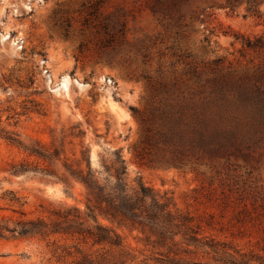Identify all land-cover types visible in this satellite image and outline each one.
<instances>
[{"label":"rangeland","instance_id":"obj_1","mask_svg":"<svg viewBox=\"0 0 264 264\" xmlns=\"http://www.w3.org/2000/svg\"><path fill=\"white\" fill-rule=\"evenodd\" d=\"M8 137L92 168L120 153L197 230L175 238L187 264H264V0H0V224L83 207L79 183L11 174L36 160ZM119 231L123 264H158ZM52 248L6 233L0 264H60Z\"/></svg>","mask_w":264,"mask_h":264},{"label":"trees","instance_id":"obj_2","mask_svg":"<svg viewBox=\"0 0 264 264\" xmlns=\"http://www.w3.org/2000/svg\"><path fill=\"white\" fill-rule=\"evenodd\" d=\"M246 45L263 46L250 41ZM241 96L246 100L252 98L247 92H242ZM8 139L36 160L35 164L26 161L11 164V174L40 172L66 187L79 183L85 194L82 208L59 203L44 216L0 224V236L7 233L11 237L36 238L50 243L52 255L60 264H123L127 253L122 252L119 230L139 233L140 242L152 250L153 260L158 264H187L179 256L186 250H180V241L175 240L177 236L187 245H203L187 217L173 211L169 201H160L141 183L137 188L127 185L120 153H115L114 159L109 164L103 163L102 168H92L89 153H80L79 157L73 153L74 157L70 158L66 153L50 152L39 142L24 144L11 137ZM227 139L221 133L201 134L197 144L198 147H222Z\"/></svg>","mask_w":264,"mask_h":264}]
</instances>
